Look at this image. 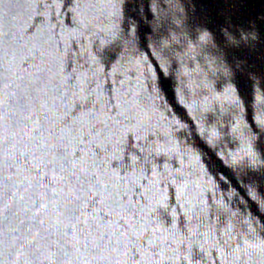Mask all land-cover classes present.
<instances>
[{
    "label": "water",
    "instance_id": "95a60500",
    "mask_svg": "<svg viewBox=\"0 0 264 264\" xmlns=\"http://www.w3.org/2000/svg\"><path fill=\"white\" fill-rule=\"evenodd\" d=\"M0 264H264V0H0Z\"/></svg>",
    "mask_w": 264,
    "mask_h": 264
},
{
    "label": "snow or ice",
    "instance_id": "6c2138e0",
    "mask_svg": "<svg viewBox=\"0 0 264 264\" xmlns=\"http://www.w3.org/2000/svg\"><path fill=\"white\" fill-rule=\"evenodd\" d=\"M155 63V62H154ZM159 67L158 65H156ZM69 183L72 184V189L70 191V194L67 195L65 198L68 199V204L65 206L64 215L66 218L71 219L73 217H76V213L79 211V204L78 202L89 199L90 198V189L86 186L91 183V181L88 179L87 175L85 173H81L79 177L76 176L75 173H71L68 177ZM74 181V183H73ZM39 184V182H37ZM81 193H84L82 196ZM34 210L36 211V224L43 225L45 221L43 219H40V215L42 214L40 212V209L44 207L43 200L41 197H37L35 201H33ZM5 209H9L8 205H5ZM168 210L165 209L164 215L167 216ZM13 215H17V213L13 210ZM21 223H24V221H21ZM31 231V230H29ZM66 235V234H65ZM17 243L13 245L15 249H20L24 247L25 243L27 245L34 249L33 255H36L40 252V241H44L45 243L48 242L47 237L43 236L40 232H37L35 236H33L31 239L29 236L24 235L21 237H16ZM23 255V253H21Z\"/></svg>",
    "mask_w": 264,
    "mask_h": 264
}]
</instances>
